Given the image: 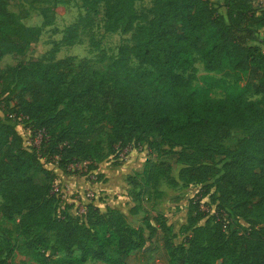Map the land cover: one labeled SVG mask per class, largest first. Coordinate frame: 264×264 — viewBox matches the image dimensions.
Returning <instances> with one entry per match:
<instances>
[{"label":"trees","instance_id":"obj_1","mask_svg":"<svg viewBox=\"0 0 264 264\" xmlns=\"http://www.w3.org/2000/svg\"><path fill=\"white\" fill-rule=\"evenodd\" d=\"M100 1L82 0L91 10ZM103 2L106 29L134 27L133 43L120 46L104 69L73 55L0 67V85L6 81L0 92V213L12 222L2 230L21 236L11 243L0 232V264H11L14 248L43 263L127 264L132 255L135 264H155L157 245L144 244L140 225L118 207L101 210L88 201L81 217L65 208L57 213L54 172L40 160L56 154L62 168L91 164L131 142L149 151L169 146L166 157L145 159V184L159 176L170 185L211 179L190 200L189 232L167 249L165 264H264V106L248 97L264 94V51L255 42L256 29L264 26V0H223L224 13L211 0H154L146 20L139 19L134 0ZM8 4L0 0V57L20 54L33 31ZM193 51L206 70L229 68L252 79L234 80L224 85L223 96H211L191 82ZM10 111L26 114L32 132L44 128L38 145L23 144ZM232 127L243 134L229 148L222 142ZM173 161L181 163L176 176ZM208 191L216 211L226 208L246 225L226 222L225 230L224 218L213 213L209 224L200 203Z\"/></svg>","mask_w":264,"mask_h":264},{"label":"rangeland","instance_id":"obj_2","mask_svg":"<svg viewBox=\"0 0 264 264\" xmlns=\"http://www.w3.org/2000/svg\"><path fill=\"white\" fill-rule=\"evenodd\" d=\"M211 2L219 12L224 13L223 0H211ZM153 3L154 0H134L133 8L139 19L146 20L153 15ZM8 7L12 10H20V16H23L22 21L30 24L29 27L33 31L29 36L30 42L20 54L6 53L0 57V67L2 68L31 59L54 61L65 55H73L75 60L86 57L93 67L104 69L108 62L117 55L120 46H129L134 41V27L128 31H121L119 28L112 30L105 28L103 0L92 10L88 9L82 0H9ZM43 18L47 19V23H43ZM255 35V42L264 51V26L258 27ZM68 40L69 42H66ZM193 55L194 78L191 82L206 88L211 96H223L224 85L234 80L243 84L252 79L247 72L235 73L229 68L220 71L206 70L199 52L193 51ZM130 61L133 64L137 63L134 57H131ZM5 85L6 81L1 83L0 92L3 91L1 88ZM11 86L12 84H10ZM248 97L264 106L263 93L251 91L248 93ZM2 104L0 102V111L3 112ZM16 130L25 141L32 135L30 142L34 143L33 132L27 133L24 125L17 126ZM242 134L241 128H230L223 139V145L233 148ZM36 142L38 143V140ZM168 147L163 143L158 150L149 151L144 143L133 144L131 142L127 147H122L116 156L109 155L101 161L89 163L86 171L80 168V161L69 162L65 168H62L52 162L51 158H48V166L54 172V179L71 176L70 178L79 184H74L76 190H73L70 196V198L76 199L77 204H75L76 201L59 200L56 212L59 213L65 208L71 214L81 217L82 209L88 202L81 192L88 187L98 191L99 194L94 199L95 204L101 210L110 205L118 207L131 224H139V232L144 244L157 245L153 252L155 264H165L167 249L178 245L189 232L186 217L190 200L197 197L198 193L203 192L204 188L200 187L202 184L211 180L200 183L179 181L176 185H170L164 176H159L155 183L145 184V172L142 171L145 159L166 157L167 154L164 151ZM173 148L177 149L178 147ZM180 166V162L173 161L171 173L176 175ZM40 175L37 173L36 177L39 179ZM208 189L210 191L212 186ZM209 191L200 199L201 207L208 212L204 217H208L209 224L214 222L210 216L213 213L224 218L230 228L234 226L241 228L246 225L242 218L229 214L226 208L216 211L215 202L208 198ZM133 207L137 208L135 212H132ZM203 219H200L199 222L202 223ZM11 226L12 222L3 218L0 213V232L6 235L11 243H17L21 236L16 235L12 228H9L10 231L2 230ZM7 260L11 264H56L52 260L45 263L39 262L17 248L13 249ZM135 262V258L130 255L127 264H135ZM82 264L105 263L91 259Z\"/></svg>","mask_w":264,"mask_h":264},{"label":"built area","instance_id":"obj_3","mask_svg":"<svg viewBox=\"0 0 264 264\" xmlns=\"http://www.w3.org/2000/svg\"><path fill=\"white\" fill-rule=\"evenodd\" d=\"M7 115L15 122L16 127L24 125L27 133H30V131L32 132L30 121L27 119L28 116L26 114H23L21 112H16V111H10V112H8ZM43 134H44V128L43 127L36 128L35 132H33L34 143L30 142V140L32 138V135H31L30 139H28L26 141L23 139V144L27 147H31L33 145L36 146L39 144L41 138L43 137ZM37 140H38V143L36 142ZM57 159H58V155L55 154V155L51 156V160H52V162H55V164H57ZM40 160L46 165L49 164V161L45 160L44 156H41ZM80 163H81L80 168L82 170L86 171L88 162L85 160H81ZM73 190H76V189L71 188L67 183H65L64 181H62L58 178H55L52 182V192L55 193V195L59 198V200L76 201V199L74 197L70 198L71 194L73 193ZM81 195L86 197L89 202L90 201L94 202V199H96L98 196V192L88 187V188H85V190L81 192ZM82 210L84 212L85 205H84ZM222 228L226 230V221L225 220H223V222H222Z\"/></svg>","mask_w":264,"mask_h":264},{"label":"crops","instance_id":"obj_4","mask_svg":"<svg viewBox=\"0 0 264 264\" xmlns=\"http://www.w3.org/2000/svg\"><path fill=\"white\" fill-rule=\"evenodd\" d=\"M14 10V9H13ZM14 11H17V10H14ZM26 24V23H25ZM174 176H176V175H174ZM71 176H67V177H64L63 179H60V180H62V181H64L65 183H67L71 188H74V189H76V187L74 186V184H76L73 180H72V178H70ZM59 179V178H58ZM127 184V183H126ZM76 185H79V184H76ZM124 186H127V185H125L124 184ZM128 188V187H127ZM98 192V191H97ZM99 194V193H98ZM126 196H127V194H126ZM95 203V202H94ZM75 204H77V201L75 202ZM137 210V209H136ZM134 225V224H133ZM139 225V224H138Z\"/></svg>","mask_w":264,"mask_h":264}]
</instances>
